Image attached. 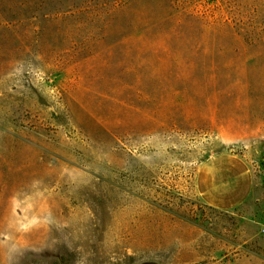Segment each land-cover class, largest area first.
I'll return each instance as SVG.
<instances>
[{"label":"rangeland","instance_id":"obj_1","mask_svg":"<svg viewBox=\"0 0 264 264\" xmlns=\"http://www.w3.org/2000/svg\"><path fill=\"white\" fill-rule=\"evenodd\" d=\"M17 1L0 0V264H264V0H179L214 32L143 39L128 25L165 0L113 21ZM216 156L250 174L237 208L199 194Z\"/></svg>","mask_w":264,"mask_h":264},{"label":"trees","instance_id":"obj_2","mask_svg":"<svg viewBox=\"0 0 264 264\" xmlns=\"http://www.w3.org/2000/svg\"><path fill=\"white\" fill-rule=\"evenodd\" d=\"M149 1L152 0H22L17 1V5L20 8L18 10L21 11L23 5L33 3L36 5L33 7L34 12H41L45 16L51 14L54 19L67 20L83 16L88 18L106 16L113 21L117 18V15L137 13L136 6L138 3H148ZM164 5L167 8H174V11L167 13L157 21L142 19L140 15H135L134 23L128 25L131 28L130 32L133 33L130 36L143 39L148 31L161 34H179L189 21L190 23L198 21L200 25L198 28L202 30V33L206 31L212 33L216 29L212 21H203L204 14L199 13L198 10L181 6L179 0H165ZM222 26L226 27L228 24L223 23ZM120 30L123 33L128 32L127 27H124V25H120Z\"/></svg>","mask_w":264,"mask_h":264},{"label":"crops","instance_id":"obj_3","mask_svg":"<svg viewBox=\"0 0 264 264\" xmlns=\"http://www.w3.org/2000/svg\"><path fill=\"white\" fill-rule=\"evenodd\" d=\"M250 174L239 159L216 156L210 158L198 171L197 188L202 199L213 208L231 210L246 194L240 191V181Z\"/></svg>","mask_w":264,"mask_h":264}]
</instances>
